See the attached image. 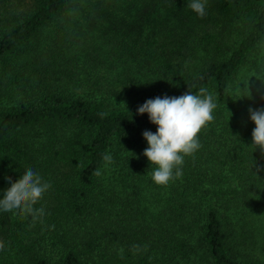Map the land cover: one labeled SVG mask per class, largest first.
<instances>
[{
  "label": "trees",
  "instance_id": "trees-1",
  "mask_svg": "<svg viewBox=\"0 0 264 264\" xmlns=\"http://www.w3.org/2000/svg\"><path fill=\"white\" fill-rule=\"evenodd\" d=\"M263 44L264 0H0V196L52 184L42 222L0 212V264H264ZM200 87L215 120L158 186L138 107Z\"/></svg>",
  "mask_w": 264,
  "mask_h": 264
},
{
  "label": "clouds",
  "instance_id": "clouds-1",
  "mask_svg": "<svg viewBox=\"0 0 264 264\" xmlns=\"http://www.w3.org/2000/svg\"><path fill=\"white\" fill-rule=\"evenodd\" d=\"M209 0H187V8L203 19L207 15ZM248 97L251 92L247 85ZM126 108L124 103H121ZM218 107L217 99L205 87H200L196 94L190 90L178 97H156L147 100L138 107L137 114L148 115L150 122L157 126L155 133L145 130L142 135L148 147L143 155L151 166L152 181L158 186H168L182 178L183 166L186 157L194 156L201 148L200 133L215 120V110ZM251 121L255 124L252 132V144L255 150L259 149L264 155V108H249ZM106 115L102 113L103 117ZM103 168L94 170L93 175L100 177L103 171L113 163V156L105 152L102 156ZM256 162L254 161L253 167ZM257 168V171H260ZM10 187L0 196V212L12 213L27 218L31 217L33 224L42 222L46 211L43 206L36 205L43 201L45 195L52 188L42 175L32 168L13 182L7 178ZM54 229V225L51 226ZM5 245L0 242V251Z\"/></svg>",
  "mask_w": 264,
  "mask_h": 264
},
{
  "label": "rangeland",
  "instance_id": "rangeland-1",
  "mask_svg": "<svg viewBox=\"0 0 264 264\" xmlns=\"http://www.w3.org/2000/svg\"><path fill=\"white\" fill-rule=\"evenodd\" d=\"M259 56H262V58H264V44H263V46L261 48V52L259 53ZM109 168H112V166H110Z\"/></svg>",
  "mask_w": 264,
  "mask_h": 264
}]
</instances>
